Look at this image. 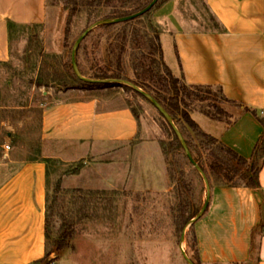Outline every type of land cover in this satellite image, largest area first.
I'll list each match as a JSON object with an SVG mask.
<instances>
[{"label": "trees", "instance_id": "16d2710c", "mask_svg": "<svg viewBox=\"0 0 264 264\" xmlns=\"http://www.w3.org/2000/svg\"><path fill=\"white\" fill-rule=\"evenodd\" d=\"M151 1L63 0L69 13L64 45L65 48H68L67 55L46 51L42 35L43 25L41 23L24 24L9 21L10 59L8 61L0 60V129L3 135H10L13 141L17 139V146L16 143L13 144L14 150L22 146L23 141V148L28 152L26 161H36L43 157V116L48 106L40 107L32 104L33 95H36L33 91L34 86L48 88L77 85L81 88L93 89L112 84L121 85L135 99L138 96H143L126 84L94 83L82 80L73 69L71 53L76 39L81 35L79 34L73 40V30L79 20L87 18V28L102 19H113L134 14L145 8ZM169 1L171 0H159L147 13L125 21V25H130L136 21H148L145 25V36L150 46L149 53L142 52L141 62H139V59H134L133 67L140 76L141 73H147L153 81V85L140 80H134V83L147 89L172 115L176 125L187 139L194 157L207 173L212 188L215 186H244L254 191L261 190L260 173L264 166V130L252 157L246 158L215 135L205 131L194 118L193 112L199 110L209 118L225 122L228 126H232L238 120L237 110L251 112L263 125L264 129V111L261 112L257 108H252L228 98L222 86L190 84L185 80L183 72L181 76L174 73L165 61L161 37L162 33L170 30V23L168 19H160L156 16V13ZM176 1L178 2L179 15L191 30L225 31L224 25L215 15L207 0ZM119 24L120 22L105 23L99 25L98 28L107 30L115 28ZM129 32L128 28L124 29L115 38L116 42H110L108 45L111 55L116 56V62H110V64L104 66L93 64L94 73L89 77L95 79H130L125 77L121 70L124 52L129 41ZM91 36L92 34L88 35L79 50L82 49ZM135 39H137L136 35ZM78 55L79 53H77V60ZM91 62L93 61L91 60ZM113 64L114 66H112ZM80 100L87 99L77 101ZM127 107L133 111L139 121L140 116L137 109L132 106ZM30 113L34 114L30 115ZM158 116L167 132L169 149L172 151L184 150L173 127L159 110ZM5 122H10L17 131L7 130L4 125ZM37 133L39 137H35ZM0 139V144H3L5 139L3 136ZM60 165L61 162L56 158L49 162L47 168L46 255L43 259L31 264H54L56 260L55 251L77 249L78 238L87 233L89 229H92L96 222H100L96 220L101 219L100 216L107 218L108 224L112 226L114 221L119 218L122 205H124L119 189L99 190L81 187L70 192L61 187L63 173H59V179L53 183L51 178L52 168ZM55 171L60 172L61 169L56 167L53 172ZM100 198H106L107 200L104 208L99 202ZM200 210L201 208L192 195V189L188 181L182 177L178 182L176 202L172 207V216L179 233L196 217ZM194 224L192 225L193 228ZM263 237L264 219L252 231V263L259 260ZM194 243L193 247H196V254L193 260L195 264H204L197 248L195 233Z\"/></svg>", "mask_w": 264, "mask_h": 264}, {"label": "crops", "instance_id": "0c3cea01", "mask_svg": "<svg viewBox=\"0 0 264 264\" xmlns=\"http://www.w3.org/2000/svg\"><path fill=\"white\" fill-rule=\"evenodd\" d=\"M207 2L225 31L191 30L179 15L176 0L156 13L169 20L167 33L175 39L177 71L190 84L222 86L228 98L263 112L264 0ZM46 11V0H0V60L10 59L9 21L44 23ZM236 113L239 118L232 126L212 121L206 130L199 124L251 158L263 125L251 112ZM138 133L130 108H102L95 99L50 104L43 117L44 145L67 143L71 157L66 161L90 144L131 141ZM54 157L45 154L24 161L0 186V264H31L45 257L47 168ZM260 183L258 191L244 186L212 188L210 205L195 225L204 264H264V237L259 260L251 262L252 231L264 219V166Z\"/></svg>", "mask_w": 264, "mask_h": 264}, {"label": "rangeland", "instance_id": "374dc122", "mask_svg": "<svg viewBox=\"0 0 264 264\" xmlns=\"http://www.w3.org/2000/svg\"><path fill=\"white\" fill-rule=\"evenodd\" d=\"M46 5V21L41 23L46 51L67 55L68 48L64 45L68 10L63 0H46ZM86 20L87 18L79 20L73 30V40L86 28ZM146 23L148 21H136L130 25L120 22L117 27L107 30L97 26L90 33L92 36L82 49L79 50L80 47L78 49V65L83 75L88 74L86 77L93 75V64L104 66L116 62V56L111 55L108 45L110 42H116L115 38L128 28L129 41L121 70L123 75L130 79H121L132 82L140 80L153 85L147 73H141L140 76L133 67L134 59L141 62L142 52L149 53L150 46L145 36ZM161 37L165 61L176 72L175 39L167 32L162 33ZM176 74L181 76L180 71ZM33 91L36 93L32 98V104L35 106L47 107L58 102L95 99L106 109L119 106L135 107L140 116L139 121L137 120L139 133L133 140L90 144L83 148L79 155L74 153L76 156L74 160H65L71 157V153H66L67 143L50 141L44 145L42 137L43 155H54L51 162L56 158L61 162L60 166H56L61 169L60 172H53L56 167L52 168L53 183L59 179V173H63L61 187L70 192L81 187L99 190L119 189L124 203L119 218L112 226L108 224L107 218L100 216L101 219H96L100 222H96L92 229L78 238L77 249L54 252L56 259L54 264H190L183 251L194 259L196 223L194 228L193 224H187L179 233L172 216V207L176 202V189L182 177L188 181L192 195L200 208L207 199V187L203 176L189 161L185 150L169 149L167 132L159 120L155 105L144 96L135 99L121 85L111 84L93 89L77 85L48 88L34 86ZM193 116L206 130L211 128L212 121H216L199 110L194 111ZM27 118L30 119L29 116ZM4 125L7 130L17 131L10 122H5ZM2 136L5 141L0 144V186L28 157V152L23 148V141L22 146L14 150L13 144L16 143L17 146V139L13 141L10 135H3L0 129V137ZM35 137H39V134L37 133ZM13 151L17 155H14ZM99 200L104 208L106 198ZM96 203L97 200L95 205Z\"/></svg>", "mask_w": 264, "mask_h": 264}, {"label": "water", "instance_id": "95a60500", "mask_svg": "<svg viewBox=\"0 0 264 264\" xmlns=\"http://www.w3.org/2000/svg\"><path fill=\"white\" fill-rule=\"evenodd\" d=\"M159 0H152L150 4H148L145 8H143L142 10L128 15V16H124V17H118V18H113V19H102L99 21L94 22L93 24H91L89 27H87L82 33L81 35L76 39L74 45H73V49H72V65H73V69L75 71V73L77 74L78 77H80L82 80L87 81V82H94V83H103V82H118V83H122V84H127L130 85L131 87H133L136 91H138L139 93H141L144 97H146L147 99H149L155 106L156 108L165 116V118L169 121V123L171 124V126L173 127L175 133L177 134L184 150L185 153L189 159V161L192 163V165H194V167L201 173V175L203 176V179L206 183V187H207V199L205 201L204 206L201 208V210L199 211V213L196 215L195 218H193L188 224L192 225L194 223H196L207 211L209 205H210V201H211V194H212V187H211V183L210 180L208 178L207 173L205 172V170L203 169V167L198 163V161L196 160V158L194 157L191 148L187 142V139L185 138L183 132L181 131V129L176 125L174 118L172 117V115L167 111V109L148 91L144 90L143 88H141L139 85L135 84L132 81H128V80H123V79H114V78H107V79H95V78H90V77H86L85 75H83V73L81 72L79 65H78V60H77V53H78V49L81 46V44L84 42V40L88 37V35L99 25L101 24H105V23H119V22H125L128 20H132L135 19L137 17L142 16L143 14L147 13L149 10H151L155 4L158 2ZM185 233V231H184ZM184 256L186 257L187 261L190 264H195L194 261L183 251Z\"/></svg>", "mask_w": 264, "mask_h": 264}]
</instances>
